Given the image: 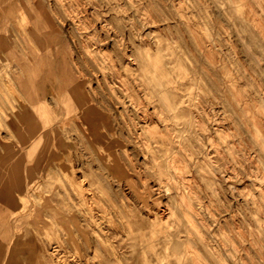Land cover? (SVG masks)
Returning a JSON list of instances; mask_svg holds the SVG:
<instances>
[{
    "label": "rangeland",
    "instance_id": "1",
    "mask_svg": "<svg viewBox=\"0 0 264 264\" xmlns=\"http://www.w3.org/2000/svg\"><path fill=\"white\" fill-rule=\"evenodd\" d=\"M26 2L58 21L110 116L108 149L73 134L31 187L30 264H264V33L247 20L264 29V0ZM13 71L0 58L6 100ZM247 104L255 126L238 118Z\"/></svg>",
    "mask_w": 264,
    "mask_h": 264
},
{
    "label": "crops",
    "instance_id": "2",
    "mask_svg": "<svg viewBox=\"0 0 264 264\" xmlns=\"http://www.w3.org/2000/svg\"><path fill=\"white\" fill-rule=\"evenodd\" d=\"M62 44L58 21L42 6L0 0V58L13 68L18 91L8 100L0 95V264L40 257L30 238L31 187L62 169L70 136L93 150L110 146V116L75 77Z\"/></svg>",
    "mask_w": 264,
    "mask_h": 264
},
{
    "label": "bare ground",
    "instance_id": "3",
    "mask_svg": "<svg viewBox=\"0 0 264 264\" xmlns=\"http://www.w3.org/2000/svg\"><path fill=\"white\" fill-rule=\"evenodd\" d=\"M47 1H49V0H47ZM21 14L25 17V12H24V10H21ZM247 14H249V13H247ZM249 16V15H248ZM248 21H249V24L251 25V27H253V29L255 30V31H257V32H261V33H264V29H262V28H260V25H258V24H254L253 22L251 23V17H249L248 19H247ZM259 26V27H258ZM58 38V37H57ZM141 55H142V60H143V62L144 63H147L148 65H150V66H152V71H156V69H154V67L156 66V64H157V61H156V59H155V61H154V59H152L151 57H150V55H147L146 54V52H145V50L142 48L141 49ZM219 58V57H218ZM213 61V60H212ZM155 73V72H154ZM160 77H161V73H160ZM3 78H5L4 76H3ZM16 78H17V76H16ZM12 80V81H11ZM156 80L158 81L159 80V77L158 78H156ZM4 81V80H3ZM4 84H5V87L6 88H8L12 93H10V94H16L18 91H17V84H16V82H15V80L12 78V79H9V80H7V81H5L4 82ZM54 92V91H53ZM234 100H236L237 99V97H234L233 98ZM233 100V101H234ZM118 114V113H117ZM253 114H252V110H251V107L247 104V105H245V106H242L240 109H238V118H239V120H244V122H245V124L248 126L249 124L250 125H253V126H255V125H257L254 121H253ZM253 137H254V139L256 140V142L259 144V148L261 149V150H263L264 151V136H263V134L258 130V129H255L254 130V132H253ZM169 140V142H171V140L170 139H168ZM174 147L172 146H169L168 148H167V150L170 152V154H168V155H166L165 156V158H164V160H165V165H166V167L169 165V159L171 158V156L175 153V151H174ZM168 170V169H167ZM60 224H61V222H60ZM63 226V225H62ZM64 227V226H63ZM196 239V238H195ZM197 240V239H196ZM208 245V244H207ZM242 245V244H241ZM204 250V249H203ZM115 253V252H114ZM207 254V253H206ZM208 256V255H207ZM260 256L262 257L263 256V251L262 250H260ZM198 257H200V256H197V257H195V259H196V262H195V264H206L205 262H202V260H198ZM209 258V257H208ZM229 258V257H228ZM231 259V258H230ZM161 261L163 262L162 264H168L167 263V261H165L164 259H161ZM212 261V260H211ZM221 261H222V263L224 264V261H223V259L221 258ZM231 261V260H230ZM232 262V261H231ZM234 263V262H233Z\"/></svg>",
    "mask_w": 264,
    "mask_h": 264
}]
</instances>
